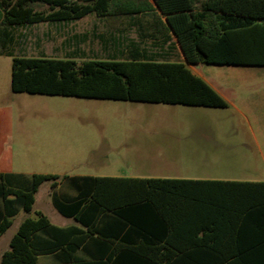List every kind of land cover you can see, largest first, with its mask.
I'll list each match as a JSON object with an SVG mask.
<instances>
[{
	"label": "trees",
	"instance_id": "16d2710c",
	"mask_svg": "<svg viewBox=\"0 0 264 264\" xmlns=\"http://www.w3.org/2000/svg\"><path fill=\"white\" fill-rule=\"evenodd\" d=\"M88 15L138 42L109 58L8 51L14 29ZM173 39L183 60L172 59ZM0 55L12 57L13 93L226 108L190 67L264 66V0H0ZM9 177L0 174V237L27 216L0 264H264V182L32 174L24 191ZM45 181L75 224L29 217Z\"/></svg>",
	"mask_w": 264,
	"mask_h": 264
},
{
	"label": "rangeland",
	"instance_id": "374dc122",
	"mask_svg": "<svg viewBox=\"0 0 264 264\" xmlns=\"http://www.w3.org/2000/svg\"><path fill=\"white\" fill-rule=\"evenodd\" d=\"M85 24L95 26L94 35L90 30L81 43ZM110 28L95 16L75 22L72 47L62 24L17 28L8 51L26 57L109 58L138 42L133 29ZM11 62V56L0 55V162L11 165L12 187L28 191L32 174L264 179V66H191L227 103L214 108L13 93ZM50 191L49 181L41 184L31 216L40 211L53 226L75 224L53 208ZM23 217L22 211L14 216L0 237V259Z\"/></svg>",
	"mask_w": 264,
	"mask_h": 264
},
{
	"label": "crops",
	"instance_id": "0c3cea01",
	"mask_svg": "<svg viewBox=\"0 0 264 264\" xmlns=\"http://www.w3.org/2000/svg\"><path fill=\"white\" fill-rule=\"evenodd\" d=\"M92 15H88V16H85L79 20H75V21H66V22H61V23H39V24H47V25H64L67 29V34H68V37H67V42L69 40V42L67 43V45L70 44V47L73 46V40L75 38V30H74V23L75 22H78V21H84L86 20L87 18L91 17ZM96 19L98 20H101L100 18H97ZM39 24H34V25H39ZM33 26V25H31ZM28 27V26H27ZM21 28H25V27H21ZM92 30V37H93V32L95 30V26H92V28L90 29L88 24H85V27L82 28V32L80 34V40H81V43L88 39L89 38V34L91 35V31ZM15 31L16 29L13 30V39L15 37ZM78 37V36H77ZM13 42V40H12ZM11 42V44H12ZM10 44V45H11ZM129 43H127L125 46H128ZM125 46H123L122 48H119V51H122L125 49ZM172 49V59L174 60L175 58L178 59V60H183V56H182V53L178 47V45L176 44L175 40L173 39V45L171 47ZM175 52V53H174ZM175 56V57H174ZM206 82V81H205ZM207 83V82H206ZM208 84V83H207ZM211 86V85H209ZM212 87V86H211ZM213 88V87H212ZM217 92V91H216ZM247 147V145L245 144V148ZM0 174H3V175H9L11 174V165L8 163V162H0ZM193 180H216V181H241V182H264V179H256V180H239V179H193ZM37 194V193H36ZM36 196V195H35ZM35 204V203H34ZM33 209H34V206H33ZM36 212V211H35ZM40 212V211H38ZM42 213V212H41ZM60 215V214H59ZM27 215L24 214V217L23 219L26 217ZM29 217L31 218H35V215L34 216H31V214L29 215ZM63 217V216H62ZM65 218V217H64ZM72 220V219H71ZM74 222V221H73ZM72 225V224H71ZM71 225H64V226H57V227H69ZM12 226V225H11Z\"/></svg>",
	"mask_w": 264,
	"mask_h": 264
}]
</instances>
